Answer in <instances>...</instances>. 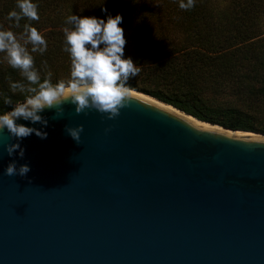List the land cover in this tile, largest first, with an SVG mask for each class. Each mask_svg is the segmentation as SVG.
Wrapping results in <instances>:
<instances>
[{"label": "water", "instance_id": "water-1", "mask_svg": "<svg viewBox=\"0 0 264 264\" xmlns=\"http://www.w3.org/2000/svg\"><path fill=\"white\" fill-rule=\"evenodd\" d=\"M133 91L113 119L46 109L25 177L0 133V264H264V134Z\"/></svg>", "mask_w": 264, "mask_h": 264}, {"label": "trees", "instance_id": "trees-1", "mask_svg": "<svg viewBox=\"0 0 264 264\" xmlns=\"http://www.w3.org/2000/svg\"><path fill=\"white\" fill-rule=\"evenodd\" d=\"M38 21L27 18L15 27L6 19L17 0H0V27L18 36L23 25L37 27L48 42L43 54L33 53L42 76L53 82L70 74L63 51L65 19L74 13L105 17V0H34ZM112 15H123L125 56L141 67L129 80L132 90L150 95L201 121L232 130L264 134V0H196L189 10L179 0H107ZM18 11V9H16ZM29 50L31 45H28ZM0 53V113L5 104L22 100L9 81L22 80Z\"/></svg>", "mask_w": 264, "mask_h": 264}, {"label": "clouds", "instance_id": "clouds-1", "mask_svg": "<svg viewBox=\"0 0 264 264\" xmlns=\"http://www.w3.org/2000/svg\"><path fill=\"white\" fill-rule=\"evenodd\" d=\"M106 3L107 0L101 7L105 17L74 13L66 17L63 51L69 54L70 74L68 78L56 82L52 80L51 71L42 76L35 66L32 54L43 55L48 50V42L37 27L26 23L19 36L10 28L0 27V53L4 54L3 59L11 68L19 70L23 78L9 81L11 92L14 95L19 93L23 99L13 102L11 97L7 98L5 104H13V107L0 113V133H7L9 140L4 144V151L13 158L5 167V175L25 177L31 171L28 163L18 166L15 157H25L24 138L32 134L42 140L47 138L45 129L48 119L42 115L46 109L54 110V118H61L65 105H72L77 114L96 110L113 119L136 96L128 82L140 73L141 67L132 57L125 56L127 40L122 26L123 15H112L105 7ZM195 4L196 0H179L182 10L192 9ZM38 7L34 0H17L18 11L11 10L6 19L14 20L17 28L22 19L38 21ZM21 120L31 126L19 122ZM65 131L79 144L83 125H66Z\"/></svg>", "mask_w": 264, "mask_h": 264}, {"label": "bare ground", "instance_id": "bare-ground-1", "mask_svg": "<svg viewBox=\"0 0 264 264\" xmlns=\"http://www.w3.org/2000/svg\"><path fill=\"white\" fill-rule=\"evenodd\" d=\"M137 94V93H136Z\"/></svg>", "mask_w": 264, "mask_h": 264}]
</instances>
